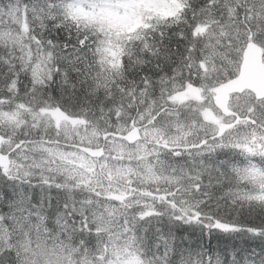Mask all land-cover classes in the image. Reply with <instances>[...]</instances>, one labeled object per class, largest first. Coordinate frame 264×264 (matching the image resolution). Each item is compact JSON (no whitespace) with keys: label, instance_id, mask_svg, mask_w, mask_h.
Here are the masks:
<instances>
[{"label":"snow or ice","instance_id":"obj_1","mask_svg":"<svg viewBox=\"0 0 264 264\" xmlns=\"http://www.w3.org/2000/svg\"><path fill=\"white\" fill-rule=\"evenodd\" d=\"M0 264H264V0H0Z\"/></svg>","mask_w":264,"mask_h":264}]
</instances>
